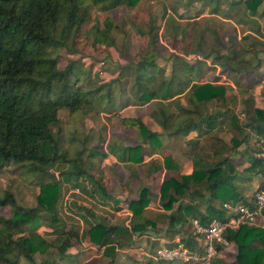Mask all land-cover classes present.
Instances as JSON below:
<instances>
[{
  "label": "trees",
  "instance_id": "trees-1",
  "mask_svg": "<svg viewBox=\"0 0 264 264\" xmlns=\"http://www.w3.org/2000/svg\"><path fill=\"white\" fill-rule=\"evenodd\" d=\"M141 1L143 0H0V172L7 164L15 163L30 166L33 172L47 174L57 161H67V154L61 150L53 130V127L60 126L59 112L64 108H70L74 113L80 111L85 105L91 104L90 97L100 94L105 89L107 92L102 94L100 99L110 97L111 84L100 85L98 89L90 91L87 90L88 87H78L79 81L82 82L80 79L82 73L77 71L75 61L62 66L59 52L62 49L76 50V39L84 35L83 27L94 12L105 13L119 7L133 8ZM263 4L264 0L245 1V6L252 14H256ZM231 5L239 4L235 2ZM217 9L212 12H217ZM115 28L117 25L114 21L106 19L102 26L95 25L85 37L101 48L113 46L112 31ZM138 35L148 37L147 50L150 54L153 53L154 58L148 61L146 57L130 74H136V88H139L136 93L139 94V98L146 103L155 100L152 104V115L165 133L172 136L186 135L202 124H210L213 119L220 116L218 113H209L208 110L202 114L201 108L206 109L212 102L223 103L227 89L224 85L210 82L195 85L193 92L185 98L186 106H183L180 100L168 101L170 97L159 95L153 79L143 75L149 67L153 71L159 68L156 61L158 39L155 27L150 25L146 32L138 30ZM197 53L204 60L223 58L221 50L210 47L204 36L198 43ZM129 70V66L125 67V71ZM175 80L176 77L173 75L170 85H174ZM182 84L178 80L177 86ZM173 108L177 109V115ZM254 112L255 116L246 113L247 119L255 123L258 121L259 124L249 123L247 126L255 129L259 136H264L261 126L264 122V111ZM220 114L227 115L228 111ZM233 120L234 125H238L236 116H233ZM122 123L123 126L138 129L145 142L158 137V134L140 118H125ZM233 143L236 145L239 141L233 140ZM142 150V145L128 148L129 161L140 162ZM167 161L170 163L172 160ZM75 170L76 177L88 174L84 168ZM250 171L253 173L252 176H263L264 161L253 159ZM235 174L236 168L227 160L213 165L198 161L190 176L172 178L163 183L162 199L169 200L167 208H172L176 201L175 196L185 195L194 183L207 182L208 190L214 198L238 201L240 194L235 191L233 185L238 178ZM90 178L96 187L107 194L99 182L106 180L102 169H97L96 175ZM262 189L264 182L258 191ZM228 193L231 195L224 199ZM149 194L150 190L144 187L139 200L131 202L130 230L135 234L153 226L143 217L150 203ZM60 199V184L44 183L40 187L37 206L27 210L18 204L12 191L2 192L0 188V209L11 208L10 217L0 215L1 263L22 264V258L35 263L36 254L45 255L53 248L57 249L61 260L67 258L74 240L79 241V235L76 230L66 229L63 225L58 212ZM41 211L51 215L49 226L53 233L58 235L57 244L50 242L35 230L41 220ZM211 217L223 218L224 213L221 209L219 211L211 207ZM28 230L30 231L27 232ZM114 230L117 228L105 223H91L87 232L90 243L100 248L106 247L107 253L111 250L115 252V248L111 246L114 242L111 239ZM227 238L238 249L235 264H264V228L245 226L238 231L229 232ZM186 243L194 246L192 238ZM40 264L58 263L43 261Z\"/></svg>",
  "mask_w": 264,
  "mask_h": 264
},
{
  "label": "crops",
  "instance_id": "crops-1",
  "mask_svg": "<svg viewBox=\"0 0 264 264\" xmlns=\"http://www.w3.org/2000/svg\"><path fill=\"white\" fill-rule=\"evenodd\" d=\"M245 1L232 0L231 4H239L236 6H223L222 0L220 3L215 1V6L210 9L207 6L212 2L203 0L206 8L203 12L196 15L188 13L187 17L179 15L180 18L170 14V10L165 12L164 17L169 18L166 23L172 26L171 32L167 33L168 38L178 48L174 53L176 58L169 60V69H157L163 73L156 74L157 70L154 72L150 67L143 73L153 79L159 95L170 97L168 101L180 100L183 106L187 105L185 98L197 84L210 82L226 86L224 102H212L208 106L209 113L220 115L210 124H202L186 135L172 136L164 132L152 115L155 100L134 105L130 101L133 94L119 91L114 95L110 91L111 103L104 110L120 113L123 119L140 118L158 137L145 142L138 129L124 125L122 132H132V137L122 133L106 140L110 149L95 160L100 166L97 169L103 170L106 180L99 182L107 194L94 182L91 183L93 190L88 187L94 200L95 215L90 222L86 221L89 227L85 236H79L80 240L85 239L83 249L76 255H68L63 264L71 261L82 264H158L152 255L160 245L193 239L191 220L199 218L203 224H208L213 220L211 207L220 211L222 204L228 201L214 198L207 182L194 183L185 195L175 196L172 208H167L169 200L162 199V185L172 178L190 176L198 161L213 165L227 160L233 164L238 177L233 183L235 191L240 194L238 201L253 199L264 179L262 175L252 176V171L249 172L253 159L259 160L256 157L259 134L247 125L259 123L247 119L246 113L255 116V110L264 111V4L256 14H252ZM191 8L196 9L192 5ZM215 8L218 11L212 12ZM202 36L210 47L217 50L233 47L231 54L226 55L223 51L221 60L202 59L197 53ZM173 75L176 82L170 85ZM178 80L183 83L181 86H177ZM173 111L177 115V109L173 108ZM225 111H228L227 115L220 114ZM233 116L237 117L238 125H234ZM261 126L264 130V122ZM233 140L239 143L234 145ZM140 145L143 146L141 161H129L127 149ZM168 159L172 161L167 163ZM89 174L95 176L96 170H89ZM144 187L150 190V203L143 217L153 226L135 234L130 230L132 213L129 208L131 202L139 200ZM230 195L228 193L224 199ZM118 208L120 210H116ZM91 223H105L117 228L111 235L114 241L111 246L115 252L111 250L107 253L106 247L100 248L90 243L87 232ZM227 251H223L219 258H223Z\"/></svg>",
  "mask_w": 264,
  "mask_h": 264
},
{
  "label": "rangeland",
  "instance_id": "rangeland-1",
  "mask_svg": "<svg viewBox=\"0 0 264 264\" xmlns=\"http://www.w3.org/2000/svg\"><path fill=\"white\" fill-rule=\"evenodd\" d=\"M209 1L212 4L207 8L212 9L217 0ZM231 1L222 0L223 6H228ZM218 2L220 3L221 0ZM191 5L196 9L193 10ZM205 9L203 0H143L133 8L119 7L105 13L96 11L84 25L82 30L84 35L76 39V50L62 49L59 52L62 66L67 65L70 61L76 62L77 71L82 73L80 75L82 82L79 81L78 87H88L87 90L90 91L98 89L100 85L111 84L112 94L115 95L119 91L133 94V98L130 99L131 104L139 105L138 103L143 100L139 99V94L136 93L138 88H136V74L130 73L136 70L134 66H137L139 62L144 61L146 57L150 61L154 55L147 50L148 37H140L138 30L146 32L150 25L155 27L158 54L157 52L154 54H157L156 61L160 63L158 67L169 69V65H171L169 60L176 58L174 53L178 48L177 44L168 38L167 33L171 32L172 26L166 23V19L169 18L164 17L165 12L170 10V14H176L180 18L179 15L184 17H187L188 13L196 15ZM106 19H112L117 28L112 31L114 45L101 48L94 45L91 40H87L85 34L89 33L95 25L102 26ZM230 50H233V47H224L221 52L225 51L226 55H229L231 54ZM128 66L130 70L125 71V67ZM155 73L163 72L157 70ZM106 92L105 89L100 94L90 97L91 104L85 105L80 111L74 113L70 108H64L59 112L60 126L53 127V130L61 150L67 154L66 162L57 161L47 174L33 172L30 170V166H21L15 163L7 164L0 172L1 191H12L18 204L27 210L37 206V198L42 184L48 182L60 184L61 199L58 204L60 218L66 229L76 230L80 237L86 233L89 227L86 221L90 222L95 215L94 200L90 195V189L93 190V188L89 170L95 172L100 167L95 159L103 156L107 149H110V145L107 146L106 143L110 136H118L123 133L132 137V132H127V130L122 132L124 128L122 114L104 110L111 103L110 97L100 99V96ZM206 110L208 107L206 109L202 107V114H205ZM76 168L87 169L88 174L76 177L74 175ZM0 215L10 217L11 208L0 209ZM50 218V214L41 211V220L35 230L50 242L57 244L58 235L54 234L53 229L49 226ZM82 229L84 231L81 234ZM78 240H74L69 255H76L83 249L85 239ZM229 249L224 252L223 258L215 260V264H235L237 247L231 243ZM43 261H56L58 264H63L62 262L65 260H61L56 248L50 249L45 255L36 254L35 263H31L25 258L21 259L22 264H40ZM0 264L4 263L0 262ZM66 264H82V262L71 261ZM153 264L156 263L153 262ZM158 264L160 263L158 262Z\"/></svg>",
  "mask_w": 264,
  "mask_h": 264
},
{
  "label": "built area",
  "instance_id": "built-area-1",
  "mask_svg": "<svg viewBox=\"0 0 264 264\" xmlns=\"http://www.w3.org/2000/svg\"><path fill=\"white\" fill-rule=\"evenodd\" d=\"M256 157L264 161V136L258 137ZM221 210L224 217L215 218L208 224H203L199 218L191 220L194 246L180 239L160 245L152 258L167 264H214L231 246L227 238L229 232L245 226L264 228V189L256 192L252 200L224 202Z\"/></svg>",
  "mask_w": 264,
  "mask_h": 264
}]
</instances>
